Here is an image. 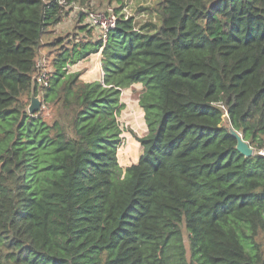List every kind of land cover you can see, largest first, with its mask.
I'll use <instances>...</instances> for the list:
<instances>
[{
  "label": "trees",
  "instance_id": "1",
  "mask_svg": "<svg viewBox=\"0 0 264 264\" xmlns=\"http://www.w3.org/2000/svg\"><path fill=\"white\" fill-rule=\"evenodd\" d=\"M71 1L90 0H0V264H264V157L228 131L264 145V0L115 13L105 40L48 42L40 87L41 39ZM99 51V80L68 71ZM133 83L147 132L123 168Z\"/></svg>",
  "mask_w": 264,
  "mask_h": 264
},
{
  "label": "rangeland",
  "instance_id": "2",
  "mask_svg": "<svg viewBox=\"0 0 264 264\" xmlns=\"http://www.w3.org/2000/svg\"><path fill=\"white\" fill-rule=\"evenodd\" d=\"M159 2L160 0H90L88 3L83 5L76 1H71V3L65 7L61 23L51 27V31L44 34L41 39L39 52L41 57L44 58L45 68L49 69V61L53 60V57L57 52L55 50V45H47L48 42H52L55 38L61 37L63 45L68 43V46H71L73 43L80 40H96L99 36L100 33L94 29H76L79 10H99L102 8H111L113 9L114 14L123 13L127 17L132 16L137 24H142L146 21L158 22L155 15V9ZM84 25V22H82V26ZM99 57L100 56L96 53H92L82 62L84 64L83 67H79L82 64L79 63L78 66L70 65L67 69L70 72H75L76 68H82L80 71H89L86 77L90 76V78L93 79L97 76L99 71ZM127 90L129 89L124 88L121 91L120 101H124L125 104L118 115L120 127L123 128L122 135L125 134L127 136V138L123 139V142L117 152L120 164L122 162L128 164L132 161V159H135L138 156L141 151V146L136 140V137H140L147 132L144 115L142 114L144 111L138 105L136 94H129L126 92ZM43 115L47 118L49 117L47 110L43 111ZM128 155H130V161L127 160ZM262 245H264L263 242Z\"/></svg>",
  "mask_w": 264,
  "mask_h": 264
},
{
  "label": "built area",
  "instance_id": "3",
  "mask_svg": "<svg viewBox=\"0 0 264 264\" xmlns=\"http://www.w3.org/2000/svg\"><path fill=\"white\" fill-rule=\"evenodd\" d=\"M86 16L84 24L89 30H97L100 34L97 39L105 40L107 32L109 29L113 28L116 22L117 16L113 13L111 8H102L99 10H82ZM44 64V58H38L36 66L39 69L37 74L34 76L36 83L40 87H46L48 85V73L46 71ZM258 155L264 157V145L257 150H255Z\"/></svg>",
  "mask_w": 264,
  "mask_h": 264
},
{
  "label": "crops",
  "instance_id": "4",
  "mask_svg": "<svg viewBox=\"0 0 264 264\" xmlns=\"http://www.w3.org/2000/svg\"><path fill=\"white\" fill-rule=\"evenodd\" d=\"M80 14H82L81 13V11H79L78 12V16H77V20H78V23H77V26H76V29L77 28H81V29H83V30H85V29H87L86 28V26L84 25V26H82V22H84L85 21V18H86V16L85 15H80ZM80 17H82V19L81 20H79V18ZM59 23H61V22H59ZM58 23V24H59ZM57 25V24H56ZM97 55H99L100 57H99V59H98V61H99V71H98V74H97V76L96 77H94L93 79H91L90 78V76H87L86 77V75H88V73H89V71H87V72H85V71H80L81 69H77L76 68V71L77 72H80V78L83 80V81H85V82H91V81H94V80H99L100 78H101V73H102V71H101V65H100V62H101V54H100V52L98 53H96ZM84 61V59H82V60H80V61H78V62H76V63H74L73 65H71V66H78V64L79 63H82ZM83 63L81 64V66H79V67H83ZM70 67V66H69ZM92 71V70H91ZM91 79V80H90ZM125 89H129V90H127L126 92H128L129 94L131 93V94H133V93H135L136 94V99H138V95H139V93H140V91H141V89H142V84L141 83H133L130 87H128V88H125ZM122 103L123 104H125V102L124 101H122ZM140 113V112H139ZM142 114L144 115V112H142ZM146 134V133H145ZM144 134V135H145ZM123 136V139L124 138H127V136L124 134V135H122ZM143 136V135H142ZM142 149V148H141ZM140 154H141V151H140V153L138 154V156L135 158V159H132V161L130 162V163H128V164H126V163H119L120 164V166L121 167H126V166H128V165H130V164H132V163H135V162H137V160H138V158H139V156H140ZM129 157H130V155H128V158H127V160H129ZM130 161V160H129ZM118 162H119V157H118Z\"/></svg>",
  "mask_w": 264,
  "mask_h": 264
},
{
  "label": "water",
  "instance_id": "5",
  "mask_svg": "<svg viewBox=\"0 0 264 264\" xmlns=\"http://www.w3.org/2000/svg\"><path fill=\"white\" fill-rule=\"evenodd\" d=\"M35 78H33L34 80ZM31 92H30V103L28 105L27 111L32 114L34 112L41 111V100L39 96L35 95L34 93V82H32ZM231 136L236 139L235 149L242 154L243 156H251L253 155V148L248 144L246 140H244L243 135L233 128L228 129Z\"/></svg>",
  "mask_w": 264,
  "mask_h": 264
},
{
  "label": "clouds",
  "instance_id": "6",
  "mask_svg": "<svg viewBox=\"0 0 264 264\" xmlns=\"http://www.w3.org/2000/svg\"><path fill=\"white\" fill-rule=\"evenodd\" d=\"M79 11H81V13H82V14H80V15H84V13L82 12V10H79ZM115 15H116V14H115ZM99 52H100V51H99ZM99 52H98V53H99ZM100 65H101V62H100ZM38 96H39V95H38ZM122 137H123V136H122ZM252 148H253V147H252ZM254 151H255V150H254V148H253V153H254Z\"/></svg>",
  "mask_w": 264,
  "mask_h": 264
}]
</instances>
